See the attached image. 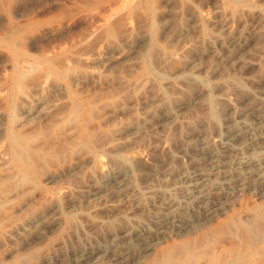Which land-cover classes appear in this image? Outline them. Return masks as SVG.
Masks as SVG:
<instances>
[{"label": "rangeland", "instance_id": "1", "mask_svg": "<svg viewBox=\"0 0 264 264\" xmlns=\"http://www.w3.org/2000/svg\"><path fill=\"white\" fill-rule=\"evenodd\" d=\"M0 3V38L10 30L23 38L21 41L0 39V90L4 92L0 91V96H4L0 97V123L9 137L14 134L13 128V136L24 140V151L32 162L21 171L10 157L8 142L0 141V197L5 198L0 203V264H49L50 260H56V264H75L76 259L78 264H120L113 261L116 258L121 264H137L147 245L155 250L141 264H213L214 261V264H264V231L259 229L264 218H260L262 223L258 226L259 219L249 225L243 217V213L255 214V209L264 205V198L258 192L261 180L254 177L237 178L225 185L215 182L198 207L181 208L179 216L183 220H193L198 212L215 209L212 213L216 218L205 226L221 229L219 234L213 231L204 234L207 237L201 233L202 228H195L196 234L189 237H178L168 230L169 233H153L155 236L142 235L141 240L130 244H121L117 238L123 228L143 227L158 214L159 210L142 209L152 196H148L149 191L153 189V195L158 198L170 191L180 198L186 189L179 184L177 189L181 190L171 189L179 181L177 173L211 174V166L198 161L201 145L217 147L230 131L226 125L229 114L249 109L254 103L247 102L248 97L264 82V23L261 36L245 54L234 58L235 69L226 66L216 78L203 73L192 77L180 71L196 53L209 52L216 35L227 36L215 22L229 20L234 28L259 20L264 22V0H0ZM144 36L146 42L139 45ZM116 46L133 53V58L112 66L105 64L101 59L114 57ZM250 59L257 60L259 65L245 73L242 65ZM216 63L217 55L207 53L198 65L210 68ZM21 72H26L24 82L19 78ZM58 85L69 87L68 97L55 91ZM226 98L236 105V111L230 112L231 103ZM36 100H44V106H39ZM63 103L67 108L70 104L78 108L68 115ZM52 105H59L60 113L52 112ZM29 107L35 108L30 112L32 115L27 113ZM158 107L169 108L178 116L166 131L124 133L125 127L147 118ZM192 134L204 136L189 138ZM79 156L83 157L80 161ZM95 159H98L96 163ZM104 169L129 170L131 176L125 189L108 191L110 209L89 217L86 211L89 207L81 197L104 179ZM57 175L58 178L52 179ZM132 195L140 199L128 202ZM224 211L226 214H222ZM111 212L117 216L108 219ZM34 218L57 221L61 228L49 234L44 242H40L41 236L35 229L22 236L10 234L13 228L29 224ZM240 233L247 237L241 238ZM28 244V248L24 247ZM98 246L106 247L109 253L93 263L84 253Z\"/></svg>", "mask_w": 264, "mask_h": 264}, {"label": "bare ground", "instance_id": "2", "mask_svg": "<svg viewBox=\"0 0 264 264\" xmlns=\"http://www.w3.org/2000/svg\"><path fill=\"white\" fill-rule=\"evenodd\" d=\"M3 2V0H2ZM132 2V0H131ZM1 4V3H0ZM134 4V3H133ZM239 4V3H238ZM218 11V10H217ZM222 12V11H221ZM218 13V12H217ZM216 13V15H217ZM221 15V14H220ZM222 16V15H221ZM221 18V17H220ZM258 19V18H257ZM224 20V19H223ZM217 21V20H216ZM111 22V21H110ZM10 23V22H9ZM195 25H197V22ZM264 22L259 20L258 22L252 23L251 25H245V24H240L237 28H234V26L231 24V22L229 20H226L225 22H221L219 20V22H215L216 25L220 26V29H223L226 33L227 36H223V35H216L215 39L210 43V49L207 51H202L199 53H196L193 57H191L188 61L187 64L185 66V68L180 71L183 74H189V76L191 75L192 77L195 76V73H203V74H209L210 77L212 78H216L221 76L222 73V69L226 66H231L232 68H236V66H234L232 64V62L234 61V58L241 55L242 53H244L246 50L249 49L250 46H252L253 43H255V41L261 36V26ZM14 24V23H13ZM13 24L11 22L10 27H13ZM214 24V25H215ZM19 27V24H17ZM16 25V26H17ZM215 25V26H216ZM193 26V24H192ZM199 26V25H198ZM20 27H24L21 26ZM197 28V27H196ZM12 29V28H11ZM166 31L168 30V26H165ZM15 30V29H14ZM9 31V29H8ZM165 31V30H164ZM15 31L10 30L8 33L4 32L5 34L0 38L3 39V41H5L6 39H13V40H23V38L20 35H16V33H14ZM26 32V31H25ZM106 33V32H105ZM108 33V32H107ZM224 33V34H226ZM2 34V33H1ZM23 35H26L23 33ZM1 36V35H0ZM26 37V36H24ZM27 39V38H26ZM141 40L138 41V44H144V42H146L147 40V36H144L142 38H140ZM8 41V40H6ZM15 41V42H16ZM26 40L24 39V42ZM11 42V41H9ZM13 42V41H12ZM11 44V43H10ZM10 44L7 43V45L9 46ZM13 45V44H12ZM21 45V44H20ZM3 46V44H2ZM17 47V46H16ZM4 48V47H3ZM15 48V47H14ZM116 51V55L114 57L111 56H106L103 57V59H101L103 62H105V64L107 65H114L115 63H118L122 60H130L131 58H133V53H129L126 50H124L121 46H116V48H114ZM113 49V51H114ZM7 50V49H6ZM10 50V49H9ZM15 50V49H14ZM13 51V50H12ZM18 51H20V49H18ZM112 51V52H113ZM10 53V52H9ZM17 53V52H15ZM207 53H214L217 55V63L213 66H211L210 68H207L205 66H200L198 65V62L207 55ZM245 54V53H244ZM25 55V54H24ZM15 56V55H14ZM210 56V55H209ZM16 57V56H15ZM18 58V57H17ZM102 58V57H101ZM216 58V57H215ZM238 58V57H237ZM2 59V58H1ZM8 59V58H7ZM14 59V58H13ZM248 59V56H247ZM3 60V59H2ZM17 63L19 62L18 59ZM27 60V59H25ZM54 60V59H52ZM1 61V60H0ZM13 61V60H12ZM49 61V60H48ZM51 61V60H50ZM99 61V60H98ZM5 62V61H4ZM7 62V60H6ZM5 62V63H6ZM16 62V61H14ZM13 62V64H14ZM29 62V60H28ZM100 62V61H99ZM102 62V67L104 66ZM2 63V62H1ZM4 63V64H5ZM21 63V62H20ZM242 63V62H240ZM3 64V63H2ZM36 64V63H35ZM59 64V63H58ZM63 64V63H62ZM243 64V63H242ZM241 64V65H242ZM30 65V64H28ZM40 65V64H39ZM65 65V64H63ZM116 65V64H115ZM240 65V64H239ZM238 65V66H239ZM259 65L257 60H248L247 62H245L244 65H242L244 68H242L244 70L245 73H249L250 71L255 70V68ZM9 66V64H8ZM19 66V65H18ZM37 66V65H34ZM33 66V67H34ZM53 66V65H52ZM209 66V65H207ZM241 66V67H242ZM2 67V66H1ZM16 68V66H14ZM20 67V66H19ZM40 67V66H38ZM64 67V66H63ZM66 67V66H65ZM64 67V68H65ZM11 68V67H10ZM14 68V69H15ZM56 68V66H55ZM5 69V68H4ZM12 69V68H11ZM18 69V68H17ZM31 69V67H30ZM29 69V71H30ZM35 69V68H34ZM33 69V70H34ZM40 69V68H38ZM37 69V70H38ZM53 68H51L52 70ZM57 69V68H56ZM60 69V68H59ZM7 70V69H6ZM20 70V69H19ZM23 70V69H22ZM66 70V69H65ZM238 70V69H236ZM13 71V70H12ZM21 71V70H20ZM36 71V70H35ZM55 71V70H54ZM16 72V71H15ZM23 72V71H22ZM20 73V80L24 82L25 80V74L24 73ZM33 72V71H32ZM57 72H60L59 70ZM243 72V73H244ZM13 73V72H12ZM29 73V72H28ZM27 73V74H28ZM34 73V72H33ZM180 73V74H181ZM39 74V73H37ZM36 74V75H37ZM11 75V73H10ZM30 76H31V71H30ZM28 77V76H27ZM36 77V76H35ZM33 77V78H35ZM12 78V77H11ZM16 78V76H15ZM31 78V77H30ZM32 78V80H33ZM18 79V78H16ZM29 79V78H28ZM210 79V78H209ZM9 80V79H8ZM18 80L17 82L19 83ZM13 81V80H12ZM26 81V80H25ZM31 81V80H29ZM11 82V80H10ZM28 83V82H27ZM26 83V84H27ZM6 84V83H5ZM16 84V82H15ZM13 85V84H12ZM9 86V85H8ZM25 86V85H24ZM27 86V85H26ZM29 86V85H28ZM67 86V85H66ZM259 87H257V92H252V94H250V96L248 97V101H253V105L244 111H240L239 113L236 112V114H233L231 111H236V105L233 102H230V100L228 98H226L227 101H229L231 103V108H230V114L228 117V120L226 122V125L228 127V129L230 131H228V133L220 140V142L218 143V146L215 147L214 149H210L209 148V144H203L201 145L202 149H201V153L198 155V161L200 163H205L211 166L212 171L211 174L209 175H205L203 173L200 172H196L193 175H187L185 173H177L176 174V178L179 180L178 183H176L174 180V182L176 184H171V189H173L172 191H176V190H181V189H177V184H179L180 186L184 187L186 189V193L180 198L174 196V194L170 191L169 194L165 195L164 197H156V195H153V189L152 191H149L148 196H150V201L147 203L146 206H144L142 209H146L148 211L151 210H159L158 214L152 216L151 221H149L147 224H143V227H125L121 230L120 234L117 236V238L121 239V244L122 243H126V244H130L133 241H139L141 240L140 238H142V235H146V234H153V233H157V234H161L165 231H172L176 234V236L178 237H189L192 236L193 234H196L193 232V229L195 228H202L200 229L201 233L210 234L211 232L215 231L218 232L221 229H211V227H207L205 226L206 224H210L213 219H215L216 217L213 216L214 212L213 210L215 209H211L212 212L208 211L205 213H200L198 212L194 217L193 220H183L180 218L179 216V212L181 210V208L183 207H187V205L189 207H194L197 206V204L202 203V201L205 199L206 194L208 193V191L212 188V186L214 185V183L216 182V185H225L228 183L233 182L234 179L238 180H242V178L244 177H254L261 180V184L259 185L258 188V192L259 195L261 197L264 198V82L258 84ZM7 87V86H6ZM5 87V88H6ZM14 87V85H13ZM68 87V86H67ZM67 87L63 86V85H58L55 89V91L57 93L63 95L69 92V87L67 89ZM256 87V86H255ZM8 88V87H7ZM6 88V89H7ZM11 88V86H10ZM9 88V89H10ZM17 88V87H16ZM20 89V88H19ZM26 89V88H25ZM4 90V88H3ZM1 91V90H0ZM10 90H8L9 92ZM72 92V90H70ZM2 92V91H1ZM11 92V91H10ZM16 92V91H15ZM4 93V92H2ZM75 93V92H74ZM73 93V94H74ZM16 94V93H15ZM3 95V94H2ZM10 95V94H9ZM13 95V94H12ZM11 95V96H12ZM76 95V94H75ZM8 96V94L6 95ZM17 98L18 95L16 94ZM2 97V96H0ZM4 97V96H3ZM2 97V98H3ZM68 97V95H67ZM66 97V98H67ZM71 97V96H70ZM69 97V98H70ZM76 97V96H75ZM10 97H8L9 99ZM12 98V97H11ZM10 98V99H11ZM16 98V97H15ZM74 98V96L72 97ZM20 99V97H19ZM23 99V98H22ZM75 99V98H74ZM198 99V98H197ZM21 100V99H20ZM26 100V99H25ZM40 100V99H39ZM38 100V101H39ZM76 100V99H75ZM12 101V100H11ZM36 100V102H38ZM61 101V100H60ZM72 101V100H71ZM74 101V100H73ZM246 101V100H245ZM26 102V101H25ZM24 102V103H25ZM29 102V101H27ZM58 102V101H57ZM55 102V103H57ZM65 102V101H64ZM69 102V101H68ZM196 102V101H194ZM246 102V104H247ZM15 103V101H14ZM23 103V102H22ZM34 103V102H33ZM73 103V102H71ZM77 103V102H75ZM16 104V103H15ZM45 101L41 100L38 102L39 106H44ZM74 104V103H73ZM70 104L67 108L66 105L63 106L66 107L65 112H68V115L71 114L76 111V109L78 107H76V109L74 108V105ZM10 105V104H9ZM62 105V104H61ZM68 105V104H67ZM244 105V104H243ZM248 105H250L248 103ZM12 106V105H11ZM23 106V105H22ZM33 106V105H32ZM52 112H56L59 108V105H52ZM76 106V105H75ZM78 106V105H77ZM80 106V105H79ZM28 107V106H27ZM35 107V106H34ZM51 107V106H50ZM13 108V107H12ZM10 108V109H12ZM19 108V107H18ZM37 108V107H35ZM32 107H29L27 110V113L31 114L30 112L35 109ZM61 108V107H60ZM64 108V107H63ZM38 109V108H37ZM62 109V108H61ZM75 109V110H74ZM15 110V109H14ZM12 109V111H14ZM65 110V109H64ZM11 111V110H10ZM11 111V113H12ZM85 111V110H84ZM37 112V110H36ZM35 112V115H36ZM59 112V110H58ZM79 112V111H78ZM60 113V112H59ZM64 113V111H63ZM34 114V113H33ZM10 115V114H9ZM32 115V114H31ZM30 115V116H31ZM55 115V114H54ZM64 115V114H63ZM8 116V115H7ZM41 116V115H40ZM148 116V115H147ZM39 117V116H38ZM55 117V116H54ZM57 117V116H56ZM71 117V116H70ZM74 117V116H73ZM4 118V117H3ZM178 116L169 110V108L166 107H158L157 109L154 108L151 113L149 114V116L147 118H144L142 120H139L138 122H136L135 124H131L128 125L127 127H125L124 133H128V134H140V133H150L151 129L155 130V132L158 134V132H163L166 131L167 126L172 123L175 122L177 120ZM7 119H10L9 117ZM14 119V118H13ZM48 119V118H47ZM57 119V118H55ZM2 120H6L5 118ZM52 120V119H51ZM54 120V118H53ZM52 120V123H53ZM1 121V120H0ZM14 121V120H13ZM46 121V120H45ZM10 122V120H9ZM57 123V122H56ZM9 124V123H8ZM153 124L155 127H152ZM10 125V124H9ZM53 125V124H52ZM51 125V126H52ZM8 126V125H7ZM43 126V125H42ZM50 126V125H48ZM11 127V126H9ZM54 127V126H53ZM44 129V127H42ZM49 128V127H46ZM11 129V128H10ZM12 132L15 134V132L13 131V128L11 129ZM51 130V129H50ZM49 131V129H48ZM154 132V131H153ZM154 132V133H155ZM48 133V132H47ZM46 133V134H47ZM123 133V134H124ZM153 133V134H154ZM13 134V135H14ZM50 134V133H49ZM151 134V133H150ZM10 135V137L8 136L6 129L4 127L3 123H0V141L5 139L8 142V151L10 153V157L13 160V162L15 164H18L20 166L21 171H23V169H25V167H27V164L29 165L30 162L28 161L29 157L28 154L26 153V151H24V140L20 137H16ZM48 135V134H47ZM204 136L203 134H192L189 136V138H194V137H201ZM31 137V136H30ZM162 137V136H161ZM2 143H0V146ZM57 144V143H56ZM4 148H6V142ZM62 145V144H61ZM75 145V144H74ZM30 146V145H29ZM55 146V145H54ZM57 146V145H56ZM63 146V145H62ZM67 146V145H65ZM70 146V145H69ZM87 146V145H86ZM35 148V147H34ZM37 148V147H36ZM48 147H46L47 149ZM53 148V147H52ZM61 148V147H60ZM67 147H65L66 149ZM217 148L222 149L223 151L219 152L217 150ZM45 149V148H44ZM43 149V150H44ZM68 149V148H67ZM70 149V148H69ZM4 150V149H3ZM53 150V149H52ZM59 150V149H58ZM2 151V149H1ZM7 151V152H8ZM28 151V150H27ZM3 152V151H2ZM58 151H56L57 153ZM63 152V151H62ZM60 153V150H59ZM3 154H6L5 151ZM8 154V153H7ZM52 154V153H51ZM68 154V153H67ZM2 155V153H1ZM30 156V155H29ZM45 156V155H44ZM9 157V156H8ZM31 157L33 158V156L31 155ZM42 157V155H41ZM56 157V156H55ZM58 157V156H57ZM194 157V156H193ZM35 158V157H34ZM33 158V159H34ZM83 157H78V161H80V159H82ZM43 159V158H42ZM31 160V158H30ZM36 162L37 159H35ZM87 160V159H86ZM3 161V160H2ZM77 161V160H76ZM95 163L98 161V159L94 160ZM100 161V160H99ZM193 161V160H192ZM8 162V161H7ZM90 162V160L88 161ZM93 162V161H92ZM12 163V162H11ZM32 163V162H31ZM86 163V162H85ZM32 165V164H31ZM38 166V165H37ZM76 170V169H75ZM108 170V169H107ZM132 171V170H131ZM20 172V171H19ZM32 173V172H31ZM130 171L129 170H125L123 172H109L106 171V169H104V179L100 182H98L96 185H94L93 187L88 188L81 197L82 202H84L89 208H87V215L90 217H92L93 215L95 216V214L99 213L102 210H108L110 209L109 207V194L108 191L113 189V190H123L125 189L126 186V182L128 179H130ZM133 173V171H132ZM67 175V174H66ZM16 176H19L16 173ZM20 177V176H19ZM15 178V177H14ZM58 178L57 176H52V179H56ZM16 179V178H15ZM173 179V178H172ZM215 179L218 180L215 181ZM253 180V179H252ZM256 180V179H255ZM15 181V180H14ZM17 181V179H16ZM254 181V180H253ZM252 181V183H253ZM258 181V180H257ZM260 182V181H259ZM17 182H15L16 184ZM129 183V182H128ZM215 185V187H216ZM239 185V183H238ZM245 185V184H244ZM252 185V184H251ZM170 186V185H168ZM247 186V185H246ZM240 187V186H239ZM257 187V186H256ZM168 188V187H166ZM160 189V188H159ZM163 189V188H162ZM150 190V189H149ZM166 190V189H165ZM164 190V191H165ZM170 190V187H169ZM184 190V189H183ZM230 190V189H229ZM11 191V190H10ZM174 191V192H175ZM185 191V190H184ZM232 191V190H230ZM253 191V189H252ZM5 192V191H4ZM14 192V190H13ZM131 192V191H130ZM146 192V191H145ZM142 193V192H141ZM162 193V192H161ZM177 193V192H176ZM146 194V193H145ZM113 195V194H112ZM147 195V194H146ZM177 195V194H176ZM179 195V194H178ZM177 195V196H178ZM229 195V194H228ZM127 196V195H126ZM145 196V195H144ZM0 203L5 201V198L0 197ZM126 198V197H125ZM9 199V198H8ZM137 199H140L138 196H131L128 199V202H134ZM147 199V198H146ZM126 200V199H125ZM247 200V199H246ZM250 200V199H249ZM254 200V199H253ZM206 201V200H205ZM127 202V204H128ZM77 203V202H76ZM146 203V202H145ZM248 203V201H247ZM3 204V203H1ZM138 204V203H136ZM238 204V203H237ZM73 205V204H71ZM77 205V204H76ZM144 205V204H143ZM130 206V205H129ZM134 206V205H133ZM137 206V205H136ZM202 206V205H201ZM214 206V205H213ZM257 206V205H256ZM198 207V206H197ZM219 207V206H218ZM226 207V206H225ZM121 209V208H120ZM195 209V208H194ZM203 209V208H201ZM55 210V209H54ZM83 210V209H82ZM85 210V209H84ZM137 210V209H136ZM188 210V209H187ZM205 211V209H203ZM207 211V210H206ZM230 211V210H229ZM238 211V210H237ZM243 211V210H242ZM138 212V211H137ZM231 212V211H230ZM54 213V211H53ZM136 214V213H135ZM222 214H226V212H222ZM238 214V213H237ZM244 214V220L246 223H250L253 222V220L257 221L260 220V218H264V205H262L261 207L257 208V210L255 209V214L253 213H243ZM242 214V215H243ZM58 215V214H57ZM128 215H133L128 214ZM47 216V215H46ZM45 216V217H46ZM117 214L114 212H111L108 214V219L110 218H114L116 217ZM125 216V215H124ZM191 216V214H190ZM235 216V215H234ZM238 216V215H237ZM44 217V218H45ZM56 217V216H55ZM128 217V216H127ZM192 217V216H191ZM232 218V217H231ZM236 218V217H235ZM242 218V217H241ZM30 219V218H29ZM52 219V218H51ZM54 219V218H53ZM120 218H118L119 220ZM187 219V218H186ZM259 219V220H258ZM131 220V219H130ZM133 220V219H132ZM101 221V220H100ZM232 220H230L231 223ZM237 221V220H236ZM57 221H49V220H41V219H32L30 221L29 224L26 225H19L15 228H13V230L11 231V235L13 236H22L26 233H28L27 231H29V229H35L37 230L38 234L41 236L42 241L40 242H44L46 240V238L49 236V234L53 233L56 230H59L61 228V225L59 223H56ZM135 222V221H134ZM229 222V221H228ZM262 223V221L260 220L256 225L259 226V223ZM133 223V222H132ZM225 223V222H224ZM234 223V222H233ZM246 223H243L244 226H246ZM254 223V222H253ZM216 225V224H215ZM235 225V223H234ZM254 225V224H253ZM264 224H261V228L255 226V228H259L262 231H264ZM199 226V227H198ZM228 226V224H227ZM237 226V224L235 225ZM3 227V226H2ZM225 227V226H224ZM232 227V226H231ZM252 227V226H251ZM238 228V226H237ZM263 228V229H262ZM198 229V231H199ZM232 229V228H231ZM239 230V229H237ZM247 230V228H246ZM251 230V229H250ZM253 230V229H252ZM259 230V231H261ZM225 231V229H224ZM229 231V230H228ZM233 231V230H232ZM249 231V230H248ZM261 231V232H262ZM226 232V231H225ZM230 232V231H229ZM244 232V231H243ZM242 232V233H243ZM258 232V231H257ZM169 233V231H168ZM227 233V232H226ZM249 233V232H248ZM254 233V232H253ZM259 233V232H258ZM216 234V235H218ZM231 234V233H230ZM234 234V233H233ZM241 234V233H240ZM251 234V233H250ZM257 234V233H256ZM173 235V234H172ZM204 235V236H207ZM213 235V234H212ZM223 235V234H222ZM225 235V234H224ZM242 235V234H241ZM239 235V236H241ZM247 234H245L246 236ZM5 236V235H4ZM147 236V235H146ZM145 236V237H146ZM150 236V235H149ZM153 236H155L153 234ZM215 236V235H213ZM232 236V235H231ZM245 236H241L245 237ZM251 236V235H250ZM261 236V235H260ZM263 236V235H262ZM163 237V236H162ZM208 237V236H207ZM212 237V236H211ZM216 237V236H215ZM247 237V236H246ZM254 237V236H253ZM259 237V236H258ZM264 237V236H263ZM51 238V237H50ZM144 238V237H143ZM203 238V236L201 237ZM213 238V237H212ZM221 238V237H220ZM230 238V237H229ZM238 238V237H236ZM240 238V241L242 240ZM252 238V237H250ZM256 238V236H255ZM155 239V238H154ZM164 239V238H163ZM217 239V238H216ZM215 239V240H216ZM233 239V238H232ZM246 238H244L243 240H245ZM248 239V238H247ZM201 240V239H200ZM239 240V239H238ZM257 240V239H256ZM9 241V240H8ZM162 241V239H161ZM164 241V240H163ZM171 241V239H170ZM174 241V240H173ZM173 241L171 243H173ZM198 241V240H197ZM254 241V239H253ZM252 241V242H253ZM259 241V239H258ZM169 242V241H168ZM222 242V241H221ZM229 242V241H228ZM175 243V242H174ZM191 243V242H190ZM194 243V242H193ZM200 243V242H199ZM225 243V242H224ZM234 243V242H233ZM238 245V242H236ZM240 243V242H239ZM258 243V242H257ZM120 243H118L119 245ZM148 244V243H147ZM150 244V243H149ZM154 244V243H153ZM156 244V243H155ZM180 244V243H179ZM182 244V243H181ZM219 244V243H218ZM241 244V243H240ZM246 244V242H245ZM244 244V245H245ZM252 244V243H251ZM264 244V243H263ZM178 245V244H177ZM194 245L191 243V246ZM196 245V244H195ZM209 245V244H208ZM225 245V244H224ZM227 245V242H226ZM230 245V244H228ZM122 246V245H121ZM176 246V245H175ZM174 246V247H175ZM187 246V245H186ZM201 246V245H200ZM207 245H205L206 247ZM242 246V244L240 245ZM239 246V248H240ZM251 246V245H250ZM24 247H29V244L27 246ZM168 247V246H167ZM179 246H177V249L175 250L177 252V250ZM181 248L183 247L180 246ZM195 247V246H194ZM238 247V246H237ZM245 247V246H243ZM257 247V246H256ZM198 248V247H197ZM247 248V246H246ZM251 248V247H250ZM254 248V247H253ZM193 251L194 248H192ZM196 249V248H195ZM234 249V248H232ZM231 249V250H232ZM245 249V248H244ZM141 250V249H140ZM143 250V249H142ZM154 246L151 245H147L144 246V251H143V255L141 257L138 258V260L136 261L137 264H141L142 259H149L152 255L154 251ZM172 250V249H171ZM181 250V249H180ZM240 250V249H239ZM250 250V249H249ZM248 250V251H249ZM38 251V250H37ZM166 251V249H165ZM164 251V252H165ZM187 251V250H186ZM256 251V250H255ZM39 252V251H38ZM136 252V251H133ZM141 252V251H140ZM139 252V253H140ZM160 252V251H158ZM242 252V251H241ZM240 252V253H241ZM252 252V251H251ZM250 252V253H251ZM109 253V250L105 247L102 246H98V247H90V251H87L86 253H84V255H88L91 259V261L93 263H98L99 260L101 261L100 258L103 257V255H107ZM169 253H172V251H170ZM174 253V252H173ZM236 252H234L235 255ZM37 254V252L35 253ZM161 254V252H160ZM166 254V253H165ZM193 255V253H191ZM239 254V251L238 253ZM137 255V254H136ZM158 255V253H157ZM162 255V254H161ZM173 255V254H172ZM186 255V253L184 254ZM36 256V255H35ZM139 256V255H138ZM167 256V255H166ZM195 256V255H194ZM224 256V255H223ZM75 257V256H74ZM127 257V256H126ZM156 257V256H155ZM197 257V256H196ZM231 257V256H230ZM233 257V256H232ZM235 257V256H234ZM239 257V255L237 256ZM30 258V257H29ZM111 258V257H110ZM132 258V257H131ZM134 258V257H133ZM160 258V257H159ZM169 258V257H168ZM192 258V257H190ZM245 258V257H244ZM109 259V258H108ZM189 259V258H188ZM219 259V258H218ZM216 259V261L218 260ZM243 259V258H242ZM29 260V259H28ZM104 260V259H103ZM126 260V258H125ZM214 260V259H212ZM211 260V261H212ZM239 260V259H238ZM17 262H20L21 259H17ZM27 261V260H26ZM36 260L34 259V262ZM56 261V260H55ZM54 260H50L49 264H56ZM113 261H115L116 263H120V259L116 258L113 259ZM132 261V260H131ZM153 261V260H152ZM151 261V262H152ZM192 261V260H191ZM194 261V260H193ZM232 262V259L230 260ZM229 261V262H230ZM237 261V260H236ZM1 262V260H0ZM29 262V261H28ZM32 262V261H31ZM32 262V263H34ZM126 262V261H125ZM146 262V261H144ZM167 262V260L165 261ZM169 262V261H168ZM188 262V261H187ZM186 262V263H187ZM228 262V263H229ZM15 263V262H14ZM23 263V262H22ZM48 263V262H47ZM75 264L79 263V259H76L74 261ZM192 263V262H190ZM215 263V261H214ZM213 263V264H214ZM239 263V261L237 262ZM2 264V263H1ZM12 264V263H11ZM17 264V263H16ZM25 264V263H24ZM114 264V263H113ZM145 264H152L150 262L145 263ZM218 264V262H217ZM221 264V263H220ZM232 264V263H230ZM236 264V263H235Z\"/></svg>", "mask_w": 264, "mask_h": 264}]
</instances>
